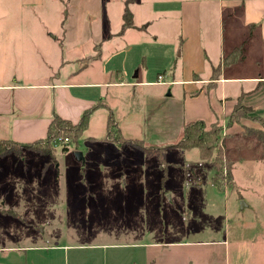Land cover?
<instances>
[{
    "label": "rangeland",
    "instance_id": "obj_1",
    "mask_svg": "<svg viewBox=\"0 0 264 264\" xmlns=\"http://www.w3.org/2000/svg\"><path fill=\"white\" fill-rule=\"evenodd\" d=\"M19 1L0 0V40L16 48L14 40L23 39V71L36 73V79H46L45 65L64 46L88 41L90 18H100L92 25L109 31L119 32L123 25L125 0H99L98 14V0H47L33 9L20 8ZM179 4L136 0L129 6L135 27L113 43L108 40L104 57L82 67L73 80L150 83L103 92L111 97L113 107L106 103L118 121L131 112L144 117L138 139L150 145L176 143L183 119L202 114L198 100L190 114L183 111L186 88L172 83L181 79ZM224 19L227 33L226 14ZM90 55L91 50L66 64L67 71H76ZM260 63L264 66V60ZM8 64L10 72L14 63ZM104 72L112 75L103 77ZM160 75L161 86L156 83ZM9 79L14 76L0 81ZM211 112L215 118L204 122L217 121L223 128L222 148L232 173L222 191L213 185L212 161L199 158L196 149H167L161 162L134 147L86 138L56 146L53 158L28 148L21 156L1 158L0 264H236L242 252L252 260L255 233L264 235V146L247 130L264 132V126L242 119L228 127V118L221 119L216 108ZM76 153L84 159L78 161ZM43 161L50 164L45 174ZM237 242L245 244L241 252L233 247Z\"/></svg>",
    "mask_w": 264,
    "mask_h": 264
},
{
    "label": "crops",
    "instance_id": "obj_2",
    "mask_svg": "<svg viewBox=\"0 0 264 264\" xmlns=\"http://www.w3.org/2000/svg\"><path fill=\"white\" fill-rule=\"evenodd\" d=\"M133 1L136 2V0ZM133 1L129 6L134 3ZM176 1L180 3L181 47L179 63L181 79L172 83L182 84L186 88L184 98L187 104H185L183 111L190 114L193 101L198 100L199 104L196 105V109L202 112L197 117L192 115L188 120L183 119V122H192L196 119L211 121L215 118L211 112L213 108H216L218 114H221V119L228 118L240 97L243 98L246 106L254 109L256 114H264V66L260 63V60H264V0ZM46 2L47 0H20L19 5L22 9H33L44 6ZM94 9L95 14L100 12L99 0ZM130 10L133 14L134 23L136 16L134 10L131 8ZM225 14L229 21L227 33ZM99 19H89L91 26L86 28L87 42L69 43L58 53H55L53 58H49L52 64L50 66L45 65V72L41 73L47 72L44 75L46 78L44 80L36 79V73L33 75L24 73L22 62L24 63L26 59L24 50L27 48L20 47L23 44V39L14 40L12 45H15L16 48H10L9 42L0 40V78L6 76L12 78L14 76L12 80L0 81V140H12L24 145L40 141L46 138L48 126L55 114L76 124L81 120L85 110L100 102L107 105L117 120L113 109H111L113 107L111 97L108 99L110 108V105L106 103L108 100L103 96L104 89L149 86L150 83L148 82L124 83L123 80H119L120 78L115 81L111 79L73 81L76 76L84 72L89 64L97 63L99 59L104 57L108 40L113 43L116 38L125 37L127 32L136 25L134 23L133 28L124 32H122V28L119 32L109 31L101 26L97 28L92 25L98 23ZM219 25L221 27L218 37L215 36V32H218L216 27ZM106 35L107 38H105ZM65 39L67 42L72 41L71 38L62 37V41H66ZM75 39L83 40L81 38ZM98 40L102 41L98 43L96 42ZM245 41L246 53L244 57H237L235 62L230 65H222L224 58ZM118 46L115 48V52L119 50ZM74 50L79 51H75L74 55ZM89 50L93 51L94 55L85 58L82 66H77L76 71L71 69L67 71L66 64L75 61V59L79 61V56L86 55ZM68 56L73 60H67ZM259 57L261 58L259 59ZM9 62L14 63V68L7 72ZM220 65L222 66L220 77L218 80H213L215 69ZM84 66L86 68L82 70ZM21 68L23 73L19 72ZM22 74L31 76L33 79L30 82L21 81L18 75ZM106 74L112 75V73L104 72L103 77ZM136 76L138 77V75ZM161 84L157 83L159 86ZM207 84H211L210 87ZM129 114L125 120H117L120 130L126 139H138L139 134L142 133L144 117L135 112ZM108 118L107 109L100 108L95 111L81 140L86 138L104 140L108 131L106 130ZM103 143L104 145L107 144V142ZM43 162L45 163L42 170L45 174L48 173L50 164L46 161ZM255 235L256 239L251 245L256 248L254 250L256 253L255 255L251 254L252 260L243 256V252L242 256L241 253H237L238 256H235L237 258L241 256V258L236 264H264V235L261 236L259 231H256ZM237 244L238 246L234 243L233 247L236 251L241 252L240 250H243L245 244L243 243L242 246L238 242Z\"/></svg>",
    "mask_w": 264,
    "mask_h": 264
},
{
    "label": "trees",
    "instance_id": "obj_3",
    "mask_svg": "<svg viewBox=\"0 0 264 264\" xmlns=\"http://www.w3.org/2000/svg\"><path fill=\"white\" fill-rule=\"evenodd\" d=\"M133 0H127L125 6V12L123 14V27L122 32L129 30V28L134 27L133 23V14L128 7ZM246 42L242 43L237 47L233 52L227 56L222 65H230L235 62L236 58H243ZM220 65L215 69V78L213 80H218L221 74ZM100 108H105L108 111V123H107V136L104 139V142L118 145L120 148H136L141 150L149 157H156L163 161V156L166 153L167 149H182L184 151L190 152L196 149L199 153V158L204 161H212V166L214 169L215 176L212 179L213 185L222 191L225 186V181L227 177L231 179V167L227 163L226 152L224 147L222 148L223 141V128L213 121L211 123H205L202 120L192 121L183 124V133L182 136L177 140L176 143L166 145V146H156L146 144L144 140L139 139H126L120 130L118 121L115 119L112 111L107 107L106 104L100 102L99 104L85 110L82 114L81 120L74 124L72 121L63 119L57 114L54 115L53 120L47 129V136L45 139L40 141L28 144H19L12 140H0V158L9 156L10 154H15L21 156L22 150L25 148L32 149L38 153L54 157L56 152V141L58 138L69 139L70 143L78 144V142L83 137L86 129L88 127L90 118L92 114L99 110ZM242 119H248L250 121H258L264 126V114H256L254 109L248 107L244 104L243 98L240 97L237 105L231 111V114L228 116L227 125L231 127L232 125L240 123ZM247 136H254L258 141H260L264 146V132L255 129H248ZM65 151H68L67 146L64 148ZM47 167V166H46Z\"/></svg>",
    "mask_w": 264,
    "mask_h": 264
},
{
    "label": "built area",
    "instance_id": "obj_4",
    "mask_svg": "<svg viewBox=\"0 0 264 264\" xmlns=\"http://www.w3.org/2000/svg\"><path fill=\"white\" fill-rule=\"evenodd\" d=\"M163 78H162V75H160L159 77H158V81H157V83L158 84H161V83H164L163 81ZM70 143V141H69V139H62L61 137L60 138H58V140L56 141V145L58 146V145H67V144H69Z\"/></svg>",
    "mask_w": 264,
    "mask_h": 264
},
{
    "label": "water",
    "instance_id": "obj_5",
    "mask_svg": "<svg viewBox=\"0 0 264 264\" xmlns=\"http://www.w3.org/2000/svg\"><path fill=\"white\" fill-rule=\"evenodd\" d=\"M76 158H77L78 161H82L84 159L83 155L81 153H76Z\"/></svg>",
    "mask_w": 264,
    "mask_h": 264
}]
</instances>
